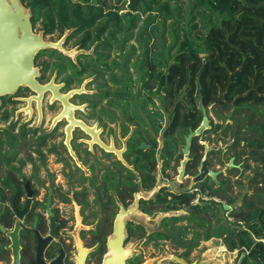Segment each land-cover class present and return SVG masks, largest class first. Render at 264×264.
I'll use <instances>...</instances> for the list:
<instances>
[{
    "label": "trees",
    "instance_id": "16d2710c",
    "mask_svg": "<svg viewBox=\"0 0 264 264\" xmlns=\"http://www.w3.org/2000/svg\"><path fill=\"white\" fill-rule=\"evenodd\" d=\"M108 1L25 0V7L34 18L32 22L42 20L45 36L57 31L60 37L71 29L64 46L73 41L80 50L93 47L91 54H80L77 63L51 49L38 53L35 61L42 55L50 57L52 63L45 61L43 70H56L57 78L61 77L67 90L71 85L79 86L85 76L95 77L97 92L77 96L80 103L90 102L92 108L100 112L121 111L127 124L142 125L144 117L150 119L151 116L154 121L157 116L161 117L159 111L167 112V127L181 142L183 135L200 126L203 110L208 115L209 106L223 122V114H229L227 120L232 122L225 125H213L208 117L209 128L202 133L206 136L220 129L225 137L229 133L232 138L231 146L214 153V157L221 168L231 158L238 167L225 168L226 174L220 172L217 184L210 178L202 183V189L219 198L221 203L218 207L214 203L204 206L188 218H165L162 221L172 227L154 233L151 238L177 240L192 233L193 246H196L200 240L214 237L221 239L228 251H237L239 257L243 255L242 264H264V64H258L264 59V0H192L194 4L189 13L196 11L197 15L205 17L204 34L189 38L185 32L183 41L174 37L166 51L152 53L148 28L153 20L165 21L174 14L180 15L183 2L191 0H117L122 3L115 7ZM140 21L142 24L138 26ZM189 21H193V17ZM136 27L135 40L140 52L132 66L139 74L141 86L133 93L127 64L136 47L131 44L125 53L123 47L133 39ZM172 27L176 33V28ZM195 28L196 25L191 29ZM112 48L123 51L120 62L110 60ZM115 69L120 70L119 75L113 72ZM105 73H108V84ZM39 81H43V76ZM154 85L162 92L155 97L158 106L151 92ZM102 101H106V105L100 106ZM151 105L155 115H150ZM153 123L155 125V121ZM197 144L196 138L193 139L190 150L193 163L187 167L191 175L195 174L201 157ZM174 148L176 145L171 141L164 151ZM143 164L140 168L146 170L144 175L149 178V164ZM234 188L242 194L237 208L234 205L238 195L233 196ZM191 198L185 192L173 194L171 205L163 210H177L188 205ZM156 202L162 204L166 200L158 195ZM223 205L230 206L231 211L224 210ZM227 212L233 219V227L221 222V213ZM185 219L196 228L173 226Z\"/></svg>",
    "mask_w": 264,
    "mask_h": 264
},
{
    "label": "flooded vegetation",
    "instance_id": "af4514ba",
    "mask_svg": "<svg viewBox=\"0 0 264 264\" xmlns=\"http://www.w3.org/2000/svg\"><path fill=\"white\" fill-rule=\"evenodd\" d=\"M19 2L26 10H29L25 7V0H19ZM33 19L31 13L29 17L31 33L35 36L41 35L44 41L53 42L51 38L54 36L59 41L64 35L58 37L56 31L45 36L42 30V20L38 19L33 23ZM66 31L72 33L73 30ZM48 36L50 37L49 40L46 39ZM51 50H56L62 54L61 50ZM35 57L33 69L38 68L37 81L41 85H45L53 80L56 84V80L61 79V77L57 78V71L43 70L44 62L52 63V59L42 55L39 58H43L41 61L39 59L35 61ZM46 72H49L47 76ZM54 74L55 79L52 78ZM41 76H43V81L40 82L39 77ZM57 85H61L59 91L63 94L80 87L74 84L67 90L65 83L61 80H58ZM151 85H153V81H151ZM142 91L145 90L142 89ZM30 92L31 94H29ZM151 92L154 94L155 102L158 101L156 98L162 94L161 89L154 85ZM79 95L81 94L73 95L68 100L69 103L76 106L75 99ZM32 96H37V94L27 87L20 86L14 95L0 97V264H120V253L113 250L117 248L114 230L121 211L129 213L123 219L124 238L121 242V248L127 252V255L122 258L123 264H148L140 250L142 249L140 246L147 244H152L156 249L164 244H172L175 247L174 254L163 257L161 264H201L192 255L199 247L200 242L205 241L200 240L196 246H193L195 242L192 233L177 240L156 239L151 238V236L156 232L165 231L172 227L170 223L162 221L165 218H188L191 217L192 212L200 210L204 206L214 203L218 207V204L221 203L219 198L209 195L206 189H202V183L208 178L216 184L218 182L217 177L221 170L217 158L214 157V153L218 152L217 149L209 148L213 150V153L207 164L208 172L217 173L216 177L213 178L207 174L201 181H193L200 173L207 151L206 145L209 146L212 143L209 134L202 136L203 130L201 134L194 136L190 142L189 152L185 155L183 153L185 137L189 133L183 135V142L176 133H171L167 127V112L159 111L161 117L157 116L158 120H163V115L167 114L165 126L157 124L158 122H155V125L152 124L155 120L151 121V116L150 119L144 117L142 125H135L125 123L121 111L114 110L113 113H110L107 112L108 110H104V112H100L92 108V103L84 102L89 104V109H92V112L97 116L95 117L98 126H91L76 118V113L80 110L73 111V118L94 129L98 140L107 148L112 147L114 151H108L97 143L90 145L89 143L93 140L92 136L86 134L79 126L71 128L69 146H67L66 131L71 122L68 120V116H63L55 122V119L64 110L63 104L53 99L52 93L48 91L42 96L40 110H38L35 100H32L28 106L27 99ZM47 99L50 107L58 104L60 108V112L51 121L49 130L45 127L41 129L45 123L43 104ZM102 102L106 103V101ZM20 104L22 106L17 108ZM28 108L30 110H27ZM150 115L155 114L151 111ZM23 116H25L24 120H22ZM34 122L35 133L40 129L43 132L39 135L37 143L32 146V151L37 155V159H32L31 155L27 154V148L31 145L27 142L26 137L29 133H33L30 127ZM108 122L119 125L121 128L120 141L122 143L119 149L113 143L106 144L102 139ZM62 124L64 139L59 144L61 150H56L57 147L51 145L49 153L56 155L57 161L63 164V169L60 171L64 174L65 179L63 180L49 170L47 154L44 151L48 141ZM124 125L127 127L126 132ZM157 125H160V128ZM77 131L83 132L87 138H74L73 133ZM195 138L198 142L197 150L201 157L195 174L191 175L187 173V167L193 163L194 156L190 150ZM202 138L206 140V144L202 142ZM171 141L176 145V148L164 151L165 145ZM202 145L204 149L201 148ZM83 146H85L82 149L84 155H92L95 148L102 154V159H96L93 162H75L71 152L77 157L76 154L79 155V149ZM117 152L120 153V157ZM63 154L68 157H63ZM104 158L111 159V162H107ZM185 158H187V163L184 174L182 179L178 180L181 162ZM210 160H212L211 167ZM144 162H148L151 169L148 171L149 178L144 175L146 170L140 168V164L144 165ZM28 164L32 168L29 174L25 171ZM41 171H45V173H41ZM172 171L176 173L178 183L182 184L186 181L190 183V186L176 191L163 185L151 197V191L156 185V175H165L167 178L168 173ZM184 192L192 197L188 205H183L177 210H163L171 205L173 194ZM143 195H149V197L146 198ZM158 195L163 196L166 202L157 203ZM197 202L201 204H197ZM132 204L134 205L132 206ZM188 207L190 209H187ZM182 209L185 211L183 215L170 214L164 216L159 227L152 232L147 230V226L150 225L145 226L137 219L140 217L148 220V216H154L156 213H174ZM77 217L79 222H77ZM199 217L201 216L199 215ZM132 218L135 219L131 220ZM173 226L188 230L196 228L195 224L189 222L188 219ZM188 235H190L189 238H187ZM212 239L218 238L212 237L206 242ZM149 259L151 260V258ZM242 260L243 255L239 257L238 262L240 261L242 264Z\"/></svg>",
    "mask_w": 264,
    "mask_h": 264
},
{
    "label": "rangeland",
    "instance_id": "374dc122",
    "mask_svg": "<svg viewBox=\"0 0 264 264\" xmlns=\"http://www.w3.org/2000/svg\"><path fill=\"white\" fill-rule=\"evenodd\" d=\"M109 4L113 7L115 6H119L121 3H117V0H109L108 1ZM194 4V1H184L182 4V9L180 11V15L174 14V17L172 19H166L165 21H163L162 18H157L154 19L153 22L151 23V26L148 28L149 30V35L151 36V42L149 44V48H151V53L158 51H166L168 49V47L171 44V40L176 37L179 41H183L184 40V36H185V32L188 33V37L189 38H193L195 36H201L204 34L205 30H204V21L203 19L205 17H200L199 15L196 14V11H193L191 14L189 13L191 6ZM145 16L142 17V20L144 19ZM193 17V21H189V19ZM141 21L138 23V26H141ZM194 25H196L195 29H191ZM174 26L177 30V32L175 33L174 30L172 29ZM38 28V27H37ZM151 30V33H150ZM138 31V27H136V29L133 30V39H131L126 45L125 47H123V51L124 53L126 51L130 50V45L133 44L136 47V51L135 53L131 56V58L129 59V62L127 64V68L129 70V74L131 77V82H132V92L135 93L141 86V80L139 78V74L135 71V69L133 68L132 64L133 62L136 60V57L139 54V49H138V44L136 43V33ZM70 32L66 31L64 33V35L61 38H64V42L68 36ZM41 36V35H38ZM49 36L46 37L47 40H49ZM51 40L53 42L57 41L56 36H54L53 38H51ZM63 42V44H64ZM122 52L119 51V49H111L110 52V60L114 59L117 62H120L121 56L124 54ZM62 54L65 56H68L74 63H77V57L82 54V53H89L91 54L93 52V47L89 50H80L77 47H75L73 45V41H71L70 43H68L67 46H63V49L61 50ZM43 58L39 59V61H41ZM260 66H262L264 64V59H262L259 63ZM122 66V65H121ZM115 74H120V70H114L113 71ZM49 74V72H46V76ZM53 79H55V74L52 76ZM105 78H107V80H105L108 82V73H105ZM95 79V77L93 76H89V77H84L83 82L81 85H79V88H84L85 92H87L86 94H94L97 91V82H93ZM60 81V79H58ZM58 80H56V84L58 83ZM77 87V86H74ZM31 94V92L29 93ZM28 95V94H27ZM75 104L76 106L81 107V109H79L80 111L78 113H76V118H79L81 120H83L85 123L89 124V125H96L98 126V121H97V116L92 112V109H89V104L88 103H84L82 105H78L80 104L79 99H75ZM88 105V107H87ZM105 102L100 103V106H104ZM156 105H159L158 101H156ZM22 106V104L18 105L17 108H20ZM153 110V107L151 105V111ZM60 112V108L58 106V104H54L52 107H50V105H48V99L45 100L44 104H43V115H44V120L45 123L44 125L41 126V129H43L45 127V129L49 130L50 127V123L53 120V118ZM96 116V117H95ZM167 114L163 115V120H158L157 117L154 119L155 122H158L157 124H161V126H165L166 125V120H167ZM208 116L209 118L212 120V124L216 125H225L228 122H232L231 120L228 121V117L229 114L224 113L223 116L225 118V121H221L219 118H217L213 112L212 106L208 107ZM25 116L22 117V120H24ZM35 122H36V118H35ZM35 122L32 124V126L30 127L31 130H33V133H29L28 136L26 137V139L28 140L27 142L29 143L28 146V151L27 154L31 155L32 159H37V155L35 153H33V149L32 146L34 144L37 143L38 141V137L40 134H42V130L40 129V131L35 133ZM63 124L62 126H59V128L56 130V132L54 133L53 137L48 141L47 144V148H44L45 153L47 154V166L49 168V170H51V172L55 173L57 176H59V178L62 180L65 179L64 178V174L62 172H60L63 169V164L59 163L60 161H57L56 155H52L51 153H49V149L51 145H55L57 147L56 150H61L59 148V144L61 143V141L64 139V134H63ZM28 128V129H30ZM131 130V127H130ZM32 132V131H31ZM228 136L225 137L222 132L220 131V129H217L216 132H213L211 134H209V138L211 139L212 143L209 144V148L210 149H218V148H223L225 145L230 144L232 142V138L231 135L228 133ZM207 136V137H208ZM73 137L77 138V139H86L87 137L84 135L83 132H74L73 133ZM120 137H121V128L119 125H115V124H111L110 122H108V124L106 123L105 129H104V133L102 135V139L106 144H110L113 143L115 145L116 148L119 149V147L121 146L122 141H120ZM202 142H204L206 144V140L204 138L201 139ZM78 143V141H77ZM87 147V145H86ZM72 148H73V144H72ZM83 148H85V146H83L82 148L79 149V155L76 156L73 154V152H71V155L75 158L74 161L75 162H93L96 159L101 160L102 159V154L97 150V149H93L92 151V155L90 156H86L83 153ZM67 155V154H66ZM120 155V154H119ZM63 157H68L65 156L63 154ZM107 160V162H111V159L108 158H104ZM38 162V161H36ZM226 162V161H225ZM227 166V164H225L224 167L221 168L220 166V170L221 172H223L224 174H226V169L225 167ZM31 165L28 164L25 171L27 174H29L31 172ZM215 170V168H214ZM41 173H45V171H41ZM168 177L166 178L165 175L160 176V175H156V185L153 188V190L151 191V197L154 196L155 193H157V191L159 190V188L163 185H166L169 189L171 190H180L183 187L186 186H190V183H187L186 181H184L182 184L178 183L176 181V173H174L173 171L168 173ZM247 174H251V173H247ZM164 177V178H163ZM240 177V176H238ZM236 179V178H235ZM234 180V179H233ZM242 180H244V178L242 177ZM238 195L237 197V201L235 203V207H239L241 204V198H242V194H239L238 190L236 188H234V193L233 196ZM144 197L148 198L149 195H143ZM197 204H201L200 202H197ZM224 204V203H223ZM134 204H132L133 206ZM229 209L228 211H231V207L228 206ZM184 209H182L181 211L178 212H171V213H156L154 216H148V220L144 219V218H137L138 222H141L143 225L148 227V231L152 232L154 230H156L159 227V224L162 220V218L164 216H168L170 214H175L176 216L179 215H183L184 214ZM221 222L229 227H233V219L231 217H229L228 212L227 213H221ZM135 218H132L131 220H133ZM77 222H79V218L77 217ZM183 224V223H182ZM78 231V230H77ZM190 235L187 236V238H189ZM223 241L222 240H218V239H212L209 241H205V242H200L199 247L197 248V250L193 253L192 256H194L193 258L198 259L201 264H237L238 260H239V255L237 253V251H233L230 252L228 251L223 245H222ZM142 249H140L143 252V256H145L146 258V263L148 264H161L162 263V258L163 257H169L170 255L174 254V249L175 247L171 244H164L159 248H155L152 244H147V245H142L140 246ZM151 258V260L149 259ZM167 264V263H166Z\"/></svg>",
    "mask_w": 264,
    "mask_h": 264
},
{
    "label": "water",
    "instance_id": "95a60500",
    "mask_svg": "<svg viewBox=\"0 0 264 264\" xmlns=\"http://www.w3.org/2000/svg\"><path fill=\"white\" fill-rule=\"evenodd\" d=\"M31 15L30 10H26L19 0H0V97L6 95H14L20 86L29 88L37 96H32L27 99L28 106L32 100L37 101L38 110H40V101L44 93L50 91L53 95V99L60 101L64 110L62 114L55 119V122L60 120L63 116H68V120L71 122L67 128V140L66 144L69 146L70 130L73 126L81 127L86 134L92 136L93 140L89 144L97 143L102 148L108 151H114V149L107 148L103 143L98 140L97 133L94 129L89 128L82 122L76 121L73 118V111L81 109L79 106H74L69 103V99L75 94H86L84 88H78L68 91L63 94L59 91L61 85L54 84L53 80L45 85H41L37 78L39 76L38 68L34 66V57L39 51L48 49H63L64 38H61L57 42L44 41L41 36H35L31 33L29 17ZM27 110H30L28 108ZM208 116L203 110V118L201 125L195 130L190 131L185 137V146L183 153L188 154L190 148L191 139L202 133L203 130L209 128ZM236 142V139L233 143ZM231 144L225 145L223 148L217 149L218 152H223L229 148ZM207 151L205 153L204 161L200 173L193 181H201L207 174L216 177L217 173L208 172L207 164L213 153V150L209 149L206 145ZM119 156V152H117ZM120 157V156H119ZM187 163V158L181 162V170L179 172L178 180H181L184 174V168ZM227 167H238L234 165V158H231ZM224 210H228L227 205H223ZM187 209H190L189 207ZM129 213L121 211L118 215L114 236L117 240L116 247L113 251L120 253V264H123V256L127 255V252L121 248V242L124 234L123 231V219ZM116 253L114 252V255ZM238 264H241L239 261ZM256 264V263H254Z\"/></svg>",
    "mask_w": 264,
    "mask_h": 264
}]
</instances>
